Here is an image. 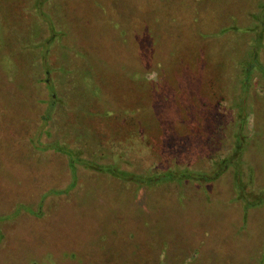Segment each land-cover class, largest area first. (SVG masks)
<instances>
[{
    "label": "rangeland",
    "instance_id": "1",
    "mask_svg": "<svg viewBox=\"0 0 264 264\" xmlns=\"http://www.w3.org/2000/svg\"><path fill=\"white\" fill-rule=\"evenodd\" d=\"M238 150L257 195L264 0H0V264H264Z\"/></svg>",
    "mask_w": 264,
    "mask_h": 264
},
{
    "label": "trees",
    "instance_id": "2",
    "mask_svg": "<svg viewBox=\"0 0 264 264\" xmlns=\"http://www.w3.org/2000/svg\"><path fill=\"white\" fill-rule=\"evenodd\" d=\"M38 8V7H37ZM261 23V21H260ZM51 31H52V27H50ZM224 31H226L227 29H223ZM259 30H262V23L261 25H259ZM52 38V36H51ZM51 38L47 39L48 42L51 43ZM46 42V41H45ZM46 43V48L47 50L49 49L50 47V43ZM256 49L253 50L252 54H251V60L249 63L252 64V62L254 61V59H256V56H257V50H258V47L254 46ZM252 65H247L245 68H244V77H245V82L244 84H247L246 87H250V79H249V75H250V72L252 70ZM47 75V74H46ZM48 76V75H47ZM42 80V79H41ZM48 80V79H47ZM46 100V101H45ZM43 101H45V103L47 102H52V103H55L57 100H56V97L51 95L50 94V97L49 99H45ZM44 103V102H43ZM52 110V109H50ZM51 112V111H50ZM49 113V112H48ZM48 113L43 117V112L41 114V119L42 121H44L45 119H47L48 117ZM46 121V120H45ZM41 126L43 127V124H41ZM246 138V135H242V138L240 136H237V140L240 141V149H243L245 146H244V142H242V140H245ZM240 152V150H238L237 152V155H234L231 160H229V158H225L223 160L220 161V163L225 162L223 164H221V168L218 170L217 173H215L212 178H215L217 176H219V171L222 173L223 171H226L228 170L229 168V165H232L233 168H234V178H235V182H234V185H235V190L237 192V195H239V199L241 198L244 203L246 204V207H250V206H262L264 205V188L263 189H259V192L258 194L256 195L255 193L253 195H249V197L243 195V188L245 186V183L243 181V179L240 178V172H239V167L237 165H240V164H235V162L237 161L238 159V153ZM235 158V159H234ZM235 161V162H234ZM235 164V165H234ZM220 173V174H221ZM193 175V173H188L187 171H183L182 173V176L183 177H191ZM196 175V174H195ZM160 176L161 177H165L167 179H170L172 181H176V175H174V173L172 171H161V172H158V174L156 175V177H158V179H160ZM136 177V176H135ZM141 175H139L137 178H140ZM194 178H198V177H191V178H185V179H194ZM151 177H149V180L151 181ZM184 180V179H183ZM152 184V183H151ZM247 197V199H246Z\"/></svg>",
    "mask_w": 264,
    "mask_h": 264
}]
</instances>
